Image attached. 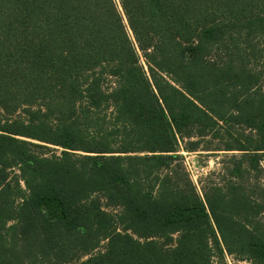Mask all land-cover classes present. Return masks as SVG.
<instances>
[{"label": "trees", "instance_id": "1", "mask_svg": "<svg viewBox=\"0 0 264 264\" xmlns=\"http://www.w3.org/2000/svg\"><path fill=\"white\" fill-rule=\"evenodd\" d=\"M260 59L264 0H0V264H264Z\"/></svg>", "mask_w": 264, "mask_h": 264}, {"label": "rangeland", "instance_id": "2", "mask_svg": "<svg viewBox=\"0 0 264 264\" xmlns=\"http://www.w3.org/2000/svg\"><path fill=\"white\" fill-rule=\"evenodd\" d=\"M257 65L258 69L259 67H263L264 60L260 59ZM248 133L249 131H244L242 128L231 129L229 133L219 132L215 138H213L211 133L203 140H200V151L186 152L182 150V148L180 149L179 154L182 157L183 168L192 183L196 185L197 189H202L203 184L207 182L222 181L223 176L225 177V167L227 165H232V163L229 161L230 157L233 155L239 156L237 151L227 152L224 151V149H226L228 146L234 147V145H236L235 139H243ZM183 143L184 142L181 141V147H183ZM60 152L61 150L59 148L50 147V151H46L45 153L47 156H58ZM15 173L19 175L17 170ZM260 182L264 185V178H261ZM20 185L23 187V183L20 182ZM100 201L102 207L108 213H117L118 209L107 206L104 199H100ZM105 245L106 241L101 242L99 247L94 252L96 253L102 251L105 248ZM225 260L226 264H233L231 258L226 257ZM46 263L47 262H45V264Z\"/></svg>", "mask_w": 264, "mask_h": 264}]
</instances>
